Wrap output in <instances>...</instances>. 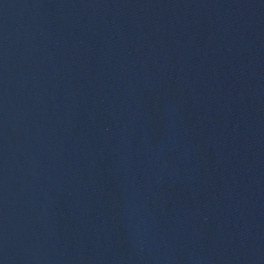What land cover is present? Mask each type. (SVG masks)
Listing matches in <instances>:
<instances>
[{
    "label": "water",
    "instance_id": "water-1",
    "mask_svg": "<svg viewBox=\"0 0 264 264\" xmlns=\"http://www.w3.org/2000/svg\"><path fill=\"white\" fill-rule=\"evenodd\" d=\"M0 264H264V0H0Z\"/></svg>",
    "mask_w": 264,
    "mask_h": 264
}]
</instances>
